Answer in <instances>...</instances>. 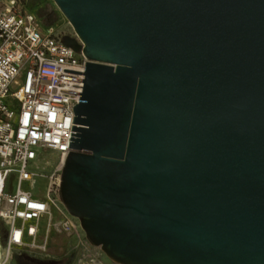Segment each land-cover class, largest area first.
<instances>
[{"label":"water","instance_id":"95a60500","mask_svg":"<svg viewBox=\"0 0 264 264\" xmlns=\"http://www.w3.org/2000/svg\"><path fill=\"white\" fill-rule=\"evenodd\" d=\"M52 2L86 59L59 200L87 242L264 264V0Z\"/></svg>","mask_w":264,"mask_h":264},{"label":"built area","instance_id":"2783aa9c","mask_svg":"<svg viewBox=\"0 0 264 264\" xmlns=\"http://www.w3.org/2000/svg\"><path fill=\"white\" fill-rule=\"evenodd\" d=\"M64 36L43 28L20 0H0V264L14 254L43 249L36 241L43 223L50 226L52 209L58 214L57 232L76 239L71 262L106 264L59 200L60 176L71 151L72 107L82 92L86 62L63 43ZM50 152L58 156L53 170L48 175L32 170ZM36 177L48 180L43 200L22 189L24 183L31 189Z\"/></svg>","mask_w":264,"mask_h":264},{"label":"rangeland","instance_id":"374dc122","mask_svg":"<svg viewBox=\"0 0 264 264\" xmlns=\"http://www.w3.org/2000/svg\"><path fill=\"white\" fill-rule=\"evenodd\" d=\"M21 5L26 11H29L31 14L38 17L43 28L47 29L52 27L67 35H73L71 27L56 8L52 0H24ZM21 80L22 78L19 79V81ZM4 102L7 105L10 103V100L6 99ZM43 157V161L38 163L37 169L32 167V170L48 175L56 165L58 156L56 153L50 152L43 155ZM46 161L49 162L48 165L45 164ZM47 182V178L36 177L31 189L26 183L23 184L22 189L30 191L35 198L43 200L46 195ZM6 192H9L8 189ZM51 213L53 220L51 221L50 226L47 227V224L43 223L36 241L39 246H44L43 249L31 252L27 257L43 261H59L61 264H67V261L69 262L70 260V264H73V262H71L73 258L72 246L75 245L76 239H72L57 232L55 225L57 223L58 214L54 209L51 210ZM3 257L4 250L2 248L0 250V260H2ZM23 257V255L14 254L8 264H17ZM104 260L107 264L109 263L106 257H104Z\"/></svg>","mask_w":264,"mask_h":264},{"label":"flooded vegetation","instance_id":"af4514ba","mask_svg":"<svg viewBox=\"0 0 264 264\" xmlns=\"http://www.w3.org/2000/svg\"><path fill=\"white\" fill-rule=\"evenodd\" d=\"M68 36L71 37V38H74L73 35H68ZM20 261L17 264H39V262H41L43 260H38V259H35V258H30L29 259L28 257L24 256Z\"/></svg>","mask_w":264,"mask_h":264},{"label":"trees","instance_id":"16d2710c","mask_svg":"<svg viewBox=\"0 0 264 264\" xmlns=\"http://www.w3.org/2000/svg\"><path fill=\"white\" fill-rule=\"evenodd\" d=\"M24 0H20V3H22ZM22 6V5H21ZM23 7V6H22ZM30 8V7H29ZM24 9V8H23ZM58 264H61V263H58ZM64 264H66V263H64ZM67 264H70V260H69V262L67 261Z\"/></svg>","mask_w":264,"mask_h":264},{"label":"crops","instance_id":"0c3cea01","mask_svg":"<svg viewBox=\"0 0 264 264\" xmlns=\"http://www.w3.org/2000/svg\"><path fill=\"white\" fill-rule=\"evenodd\" d=\"M56 262H57V261H56ZM58 263H60V262L58 261ZM58 263H57V264H58ZM105 263L107 264V262H106V261H105ZM108 264H109V263H108Z\"/></svg>","mask_w":264,"mask_h":264}]
</instances>
